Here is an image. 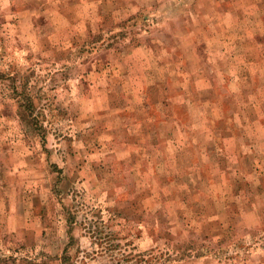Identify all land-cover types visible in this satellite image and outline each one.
Segmentation results:
<instances>
[{
	"label": "rangeland",
	"instance_id": "1",
	"mask_svg": "<svg viewBox=\"0 0 264 264\" xmlns=\"http://www.w3.org/2000/svg\"><path fill=\"white\" fill-rule=\"evenodd\" d=\"M0 264H264V0H0Z\"/></svg>",
	"mask_w": 264,
	"mask_h": 264
},
{
	"label": "trees",
	"instance_id": "2",
	"mask_svg": "<svg viewBox=\"0 0 264 264\" xmlns=\"http://www.w3.org/2000/svg\"><path fill=\"white\" fill-rule=\"evenodd\" d=\"M29 106H32V102H30V104H28ZM21 104H20V106H19V108H21ZM22 109V108H21ZM23 112H22V110L21 111H19V114H22Z\"/></svg>",
	"mask_w": 264,
	"mask_h": 264
}]
</instances>
